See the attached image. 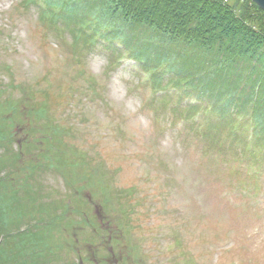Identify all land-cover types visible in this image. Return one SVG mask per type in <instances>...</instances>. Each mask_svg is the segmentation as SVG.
Returning <instances> with one entry per match:
<instances>
[{"label":"rangeland","instance_id":"1","mask_svg":"<svg viewBox=\"0 0 264 264\" xmlns=\"http://www.w3.org/2000/svg\"><path fill=\"white\" fill-rule=\"evenodd\" d=\"M57 1L0 0V131L13 137L0 143V170L20 180L8 193L10 218L20 228L35 222L57 251L49 264H264V146L256 151L243 129L250 116H217L186 82L156 87L147 61L131 58L134 45L102 24V0L88 9L96 21L68 16V1ZM163 64L168 84L178 71ZM31 109L45 117H28ZM55 128L71 149L58 169L42 150ZM84 197L89 223L65 207ZM105 223L113 246L93 234Z\"/></svg>","mask_w":264,"mask_h":264},{"label":"trees","instance_id":"2","mask_svg":"<svg viewBox=\"0 0 264 264\" xmlns=\"http://www.w3.org/2000/svg\"><path fill=\"white\" fill-rule=\"evenodd\" d=\"M65 1H68L67 7L70 12H68V16L80 14L84 21L88 14L94 13V10L89 12L88 9L95 7L96 10L99 2V0ZM102 1L106 13V16L101 18L102 24L111 30L112 37L122 39L125 45L127 43L128 46L134 45L133 55L140 60L147 61L145 69L151 71L156 87L173 84L180 88L182 83L186 82L185 85H188L190 90L196 88L202 98L205 96L213 101L212 107L209 109L215 111L217 116L227 117L229 120H232L233 116L237 114L242 117L250 116L249 119L244 118L246 128L243 129L247 134L251 130L256 151L259 147L263 148L264 10L262 8L252 0ZM104 1H107L108 4H104ZM48 2L54 4L58 1L48 0ZM84 3L88 4V8L84 6ZM62 16L63 19L66 18V21L75 26V23L67 17L66 12ZM91 16H93V21H96L94 17L98 14L94 13ZM94 25L96 28V22ZM134 26L145 28L146 31L143 32L142 37L136 38ZM144 37L149 40H139L142 45L136 43L137 39ZM163 61V65H167L170 71H178L174 78L168 80V84L163 82L164 73L158 69ZM256 66H260V68H255ZM240 85L245 87L243 92L239 91ZM9 105L16 110V104ZM196 108V105L190 106L189 111ZM34 112L35 110L32 109L27 111L28 117L34 115L45 117L38 111ZM250 120L251 128L248 123ZM208 127L213 128L214 126L210 123ZM235 129L232 127L231 131L234 132ZM51 133L46 136L45 141L48 145L42 150L49 160L48 168L58 169L59 165L55 160H58L61 153L65 156V152L71 149L60 139L63 134L57 128ZM5 138H9V141L12 142L13 137H8V134L5 136L0 131V143ZM59 140H61L60 148L54 144ZM23 142L32 143L33 141L30 138L21 140V144H19L21 156L25 155L22 149ZM73 153V161H79L80 164L89 166L83 153ZM23 157L16 154L14 156L15 164L18 165ZM19 182L20 180L15 177L14 172L0 170V187L6 189L5 191L0 188V264H49L48 258L55 256L57 251L53 245L45 243L38 235H35V222L20 228L22 223L15 224L16 220L13 221L10 218L11 213L14 212H12L11 206L12 199L7 201V197L12 188H19ZM71 188L75 193L74 186L71 185ZM13 195L15 194L12 193ZM9 196L12 198L11 195ZM90 198L92 203H97L93 196ZM78 202L81 203L78 205ZM88 202L90 201L85 197L79 198L77 203L69 199L65 203V207L70 215H81L83 223H89L91 218L87 210L83 209L86 208V203L89 205ZM56 218L59 219V217ZM20 221L22 220L20 219ZM42 224L47 227V223L42 222ZM15 225L16 228H19H14ZM106 225L104 227L106 231L102 232V227L101 231L96 229L93 234L96 237L108 236V240L113 246L117 233L110 227V223ZM84 259L80 256L77 259V264H84Z\"/></svg>","mask_w":264,"mask_h":264},{"label":"water","instance_id":"3","mask_svg":"<svg viewBox=\"0 0 264 264\" xmlns=\"http://www.w3.org/2000/svg\"><path fill=\"white\" fill-rule=\"evenodd\" d=\"M255 2L260 8L264 10V0H252Z\"/></svg>","mask_w":264,"mask_h":264}]
</instances>
